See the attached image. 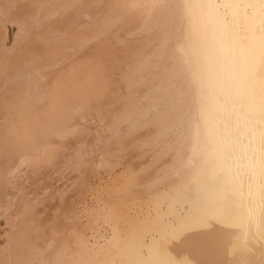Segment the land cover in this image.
<instances>
[{"label": "bare ground", "instance_id": "1", "mask_svg": "<svg viewBox=\"0 0 264 264\" xmlns=\"http://www.w3.org/2000/svg\"><path fill=\"white\" fill-rule=\"evenodd\" d=\"M0 264H264V0H0Z\"/></svg>", "mask_w": 264, "mask_h": 264}, {"label": "rangeland", "instance_id": "2", "mask_svg": "<svg viewBox=\"0 0 264 264\" xmlns=\"http://www.w3.org/2000/svg\"><path fill=\"white\" fill-rule=\"evenodd\" d=\"M23 2H24V1H23ZM23 2H21V3L19 4V6H18V7H22L21 11L19 10L20 8H17V9H16V10H19L21 13H23V12H27V10H28L27 5H29L28 3H26V2L23 3ZM23 4H24V5H23ZM26 4H27V5H26ZM25 5H26V6H25ZM24 6H25V7H24ZM28 7H30V6H28ZM25 8H27V9H25ZM22 10H23V11H22ZM11 30H12V31H11ZM14 30H15V28L12 26V27L10 28V30H9V33H10L11 36H12V34H14V33H13ZM91 44L94 45V44H97V43L94 42V43H91ZM91 44H90V45H91ZM90 45H89L88 47H91ZM95 46H96V45L93 46V49H94V50H92V49L89 48L90 51L87 52V51H88V47H87V49H85V50L83 51V52H84V53H83L84 55L87 53V54H86V56H87V59H86V60H88V61L85 60L86 56H85V58H83L84 55H82V54H81L82 57H81L80 54H79L78 56H80V57L75 56V57L73 58L72 61H69L70 63H71V62L74 63V68L72 69V72L74 71L73 73L71 72V70H70L68 67H67V68H68V69H67L68 71H66L65 68H62L63 72L66 71V74H63V75H62V80H63L64 76H65L66 78H68V79H67L68 81H69V78H71V79H70V82H71V80L73 79V80H72V83H70V84H69V82H67L66 79H65L67 86H70V85H73V84H74V87H76V85H77V87H78V83H79L81 80H84L83 78H86L84 72L88 73L87 76H89V74H91V70H90V71H85V70L83 69V66H81V68H80L81 70H78L79 67H80L79 65H83V64H84V66L87 65L88 67H90V69H92V66H93V65L95 66V64L99 61V59H100L102 56L105 55L104 53L101 55V52H100L99 50H97L98 47H97V49H96ZM42 47H43V46L38 47L39 49L36 47V48H37V49H36L37 51H35V48H34V49L32 50V52H36V53L38 52V53H39V51H40V50H43L45 46H44L43 48H42ZM23 49H24V48H22L21 50H23ZM91 50H92V52H91ZM93 51L96 52V54H95ZM117 51H118L117 53H119L118 56H121V53H122V52H119V50H117ZM97 52H98V53H97ZM20 53H21V52H20ZM88 53H89V56H88ZM112 53L114 54V52H112ZM112 53H110V55H111ZM117 53H116V50H115V54H117ZM92 54H94V55L91 56ZM97 54H99L101 57H98V58L95 57V55L98 56ZM20 55H21V54H20ZM110 55H108L110 59H113V58L115 57V56L112 55V57H113V58H112V57H110ZM28 56H31V55H28ZM77 57H78V58H77ZM90 57H93L92 60H94V62H96V63L92 62L91 59H88V58H90ZM94 57H95V59H97L98 61L95 60ZM75 58H77V59H75ZM103 58H105V59H103ZM109 58L102 57V58H101L102 60H101V59H100V60L103 61V62H107V61H109ZM82 59H83V63H82ZM107 59H108V60H107ZM74 60H75V61L78 60L79 62H80V61H81V62L77 65V61H76V63H75ZM90 60H91V61H90ZM89 61H90V62H89ZM86 62H87V63L89 62V63L86 64ZM91 62H92L93 64H92ZM75 64H76V65H75ZM91 64H92V66H89V65H91ZM78 66H79V67H78ZM87 66H86L85 69L88 68ZM64 67H65V66H64ZM76 67H78V68L76 69ZM82 69H83V70H82ZM60 70H61V69H60ZM60 70H59V71H60ZM75 70H76V71L78 70V71L75 72ZM88 70H89V69H88ZM81 71H82V73H81V75L79 74V77H80V76L82 77L83 73H84V75H83L84 77H82L81 80H80L79 77H77L78 75H76V74H77L78 72H81ZM69 72H70V73H69ZM67 74H69V76H71L72 74H73V75H72L71 77H68ZM70 74H71V75H70ZM75 75H76V76H75ZM49 77H51V78H50L51 80L49 79ZM52 77H53V76H50V75L47 76L48 81L51 83V85L54 83V80H55V77H56V76L53 77L54 80H53ZM75 77L78 78L79 81H78V79H77V82H76V81H75V80H76ZM74 81H75V83H74ZM64 84H65V82H64ZM61 86H62V85H61ZM65 86H66V85H63L62 87H65ZM65 88H66V87H65ZM67 90H68V88H67ZM77 90H78V89H77ZM66 92H67V91H64V93H66ZM72 94H75V93L72 92V91H71V92H70V91L67 92V98H70L71 96H74V97H75V95H72ZM68 96H70V97H68ZM65 97H66V96H65ZM19 125H20V123H19ZM18 127H19V126H18ZM30 129H32V127L28 126L27 128H25V129L23 130V132H26V131H28V130H30ZM28 132H29V131H28ZM17 139H19V140H18L19 142H24V141H23V138H17ZM9 140H10V139H9ZM10 141H11V140H10ZM140 162H141V160H139V159H137V158H135V159L132 161V163L134 164L135 167H136ZM128 167H129V162H128V161H124V163H123L122 165H118V166L116 167V174L113 175L114 177L111 176V175H112L111 173H107V172H104V171H103V173L101 174V176L92 178V182H93V186H92V187L95 188V189H97V188L99 189L100 187H101V188H106V187H110V186H112V185L115 184L117 181H119L120 179H122V175H123V174L121 173V170H122V171H124V170L126 171V169H128ZM125 171H124V172H125ZM109 174H110V175H109ZM56 181H57V180H55V182H53V183L56 184ZM65 181H66V180H65ZM65 181H61V182L57 181L56 186H63V184H64Z\"/></svg>", "mask_w": 264, "mask_h": 264}]
</instances>
